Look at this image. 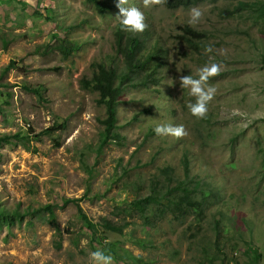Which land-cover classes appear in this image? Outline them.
Returning <instances> with one entry per match:
<instances>
[{
    "label": "rangeland",
    "instance_id": "374dc122",
    "mask_svg": "<svg viewBox=\"0 0 264 264\" xmlns=\"http://www.w3.org/2000/svg\"><path fill=\"white\" fill-rule=\"evenodd\" d=\"M100 1L115 8L101 14L88 0H0V137L20 132L29 148L15 137L0 142V264H92L97 249L113 264H252V250L264 264V23L249 10L230 16L241 0L201 2L195 25L188 23L193 7L128 0L144 13L163 66L152 77L158 84L133 81L124 89L109 131L119 137L101 142L105 109L80 80L95 64L124 63L115 52L118 0ZM183 27L207 35L199 54L177 38ZM59 38L75 45L68 57L57 49ZM211 63L222 70L209 80L217 91L198 119L187 107L195 98L179 81ZM159 124L184 125L187 135L158 136ZM46 129L49 135L36 137ZM158 180L164 193L195 188L191 201L206 206L204 217L195 205L179 219L169 209L155 218L156 203L135 208ZM65 199H80L93 229Z\"/></svg>",
    "mask_w": 264,
    "mask_h": 264
},
{
    "label": "trees",
    "instance_id": "16d2710c",
    "mask_svg": "<svg viewBox=\"0 0 264 264\" xmlns=\"http://www.w3.org/2000/svg\"><path fill=\"white\" fill-rule=\"evenodd\" d=\"M89 2L95 4L97 10L101 14H105L108 10L115 8L114 5L107 4L106 1L100 0H88ZM205 0H167L164 5L169 10L178 9H188L194 7ZM215 1V0H213ZM242 10H249L254 13V18L257 21H262L264 23V1L258 2H245L243 0L238 2V6L233 12H230V16L238 15ZM114 41H115V52L119 55L124 63V67L120 69L113 61L107 63L95 64V68L92 76L87 79L83 77L80 80V87L83 90H88L98 93L97 104L103 106L105 109V117L101 119V124L104 126V132L101 135V142L105 141L109 136L118 138V133L110 134L109 131L116 125L117 122V105L118 98L124 89L133 81L134 84L146 86L148 82H153L155 85L158 84V80L152 78L158 71L160 67L163 66L162 58L164 52L157 47L156 41H153V46L150 47L148 40L150 38L149 32L145 30L143 33L132 34L130 32L122 31L120 23L115 26L114 29ZM182 34L177 36L184 44L187 45L188 49L193 53L199 54L203 48L204 41L207 39V35L204 32L197 31L190 27H183ZM60 44L57 49L64 53L65 57H68L75 45H71L67 42L65 38H59ZM150 42V41H149ZM15 66V62H12L5 67V72H9L11 68ZM134 77H136L134 79ZM37 93L36 90L32 91ZM61 127V126H60ZM62 128V127H61ZM51 129H46L36 135L39 138L41 135H49ZM15 137L21 140V145L29 151L24 143L27 139V135H23L20 132L12 135H5L0 137V142H12V138ZM184 169L189 176L190 171V159L187 154L183 158ZM162 173L170 179L169 183L173 180L171 173L173 168L166 166L163 168ZM160 180L153 182L151 185L152 193L146 197L136 199L133 204L135 208L141 210V212L146 211V207L149 204L156 203L158 206V214L154 215L155 218L163 216L164 213L169 209L172 213L174 212L175 217L179 219L180 217L189 213L193 206L198 207V217L202 219L204 217V212L206 206L202 202H192L191 195L194 193L195 188L183 187L182 183L176 184L174 189L178 187H183V191L180 194H173V187L169 188L167 192H163L157 186L160 184ZM171 189V190H170ZM170 190V191H169ZM173 194V195H172ZM207 193L205 192V195ZM218 199V195L213 193ZM173 196V197H171ZM220 197V196H219ZM168 199L166 202H162L160 199ZM80 199H65L63 204L73 203L76 206L79 218L88 229H93L94 225L83 213L79 206ZM43 210L48 212L49 219L54 220L55 216L53 213L52 205H45ZM18 214V213H17ZM25 215V214H24ZM21 215V216H24ZM6 218L5 214H2ZM154 218V219H155ZM147 221H150L151 217L146 216ZM103 225L107 230L122 232V227L114 226L111 222L103 220ZM61 241L55 242L57 249L61 247ZM252 257L250 262L256 264L259 260V255L256 250H252Z\"/></svg>",
    "mask_w": 264,
    "mask_h": 264
},
{
    "label": "clouds",
    "instance_id": "9594fccd",
    "mask_svg": "<svg viewBox=\"0 0 264 264\" xmlns=\"http://www.w3.org/2000/svg\"><path fill=\"white\" fill-rule=\"evenodd\" d=\"M144 7L163 6L167 0H142ZM128 0H118L116 7L118 9V18L122 31L132 34L143 33L148 25L144 13L137 7H128ZM203 12L198 7L190 10L188 23L190 25L198 24L201 21ZM209 46L205 48V53L212 52ZM221 66L217 63L206 64L197 70V76L184 75L180 77V87L189 89L190 96L195 98L194 102H189L187 107L192 116L198 119H204L208 113V105L214 99L217 89L209 84V80L221 73ZM154 132L158 136H171L181 139L187 135L184 125L159 124ZM92 264H113V257L106 255L101 249L90 253Z\"/></svg>",
    "mask_w": 264,
    "mask_h": 264
}]
</instances>
